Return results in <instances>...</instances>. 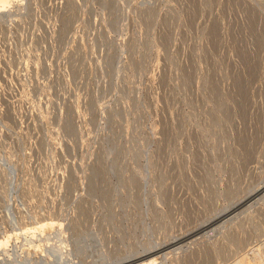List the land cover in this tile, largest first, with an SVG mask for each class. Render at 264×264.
Returning a JSON list of instances; mask_svg holds the SVG:
<instances>
[{"label": "rangeland", "instance_id": "1", "mask_svg": "<svg viewBox=\"0 0 264 264\" xmlns=\"http://www.w3.org/2000/svg\"><path fill=\"white\" fill-rule=\"evenodd\" d=\"M7 7L0 240L15 233V259L21 229L53 219L48 263L60 237L95 264H264V0Z\"/></svg>", "mask_w": 264, "mask_h": 264}, {"label": "bare ground", "instance_id": "2", "mask_svg": "<svg viewBox=\"0 0 264 264\" xmlns=\"http://www.w3.org/2000/svg\"><path fill=\"white\" fill-rule=\"evenodd\" d=\"M15 1H19V0H0V9L1 8H5L8 6V5H13L15 3ZM9 8V7H7ZM2 10V9H1ZM256 193V192H255ZM264 193V188H262L261 190H258V192L253 196V198H258V196L261 194ZM256 198V199H257ZM239 210V209H238ZM233 213H230L229 215H227L226 218L227 221H232L233 219L232 218V215ZM235 214V213H234ZM223 218V219H224ZM230 218V219H229ZM225 219V221H226ZM46 220V221H45ZM44 221H41V222H38L36 224H31L28 228H23L21 229L23 234L21 236H18V237H23L24 238V241L26 243V245L22 246L21 249H22V254L21 256L18 258V259H15V253H10L9 249L10 247L9 246H13V245H17L15 242V244H12L17 236H15V233L10 235V237L6 240H3L1 241L0 240V264H59L58 262L55 261V258H53L49 263H48V257H49V253H48V247L46 245L43 244V241L40 240V237H43V233H42V230L43 228L45 227H49L51 228L52 230H54L58 235L60 232H63V230L65 231L64 229V226L63 225H59L55 222V220H47L45 219ZM59 221V220H58ZM224 221V220H223ZM236 221V220H235ZM223 223V222H221ZM220 224V223H219ZM215 225V224H214ZM213 225V226H214ZM211 226H209V228L207 229H210ZM214 228V227H213ZM206 229V230H207ZM209 231V230H207ZM213 231V230H212ZM211 231V232H212ZM210 232V231H209ZM208 232V233H209ZM218 234V233H217ZM61 236V235H60ZM57 238V237H56ZM59 239L58 242L61 240L60 237H58ZM189 239V238H188ZM188 239H185V240H188ZM57 240L54 239L53 237L49 238L48 239V243L51 244V248L54 252L58 253L59 254V259L60 260V264H95V261L94 262H83L82 260L79 261V259H77L78 257H76L75 255L73 256V258L71 259V256H69L68 252L64 251L63 248H60L58 246V243H57ZM61 242V241H60ZM185 241H182V242H179V243H172L170 245H168L167 247L165 248H162L160 249L159 251H157V253H162L163 251L167 250V249H172L175 250L174 251H171L173 253H175L176 251L178 250H181L182 247H179L177 248L181 243H183ZM23 244V243H22ZM64 245V243H63ZM27 247H33L35 249V251H39L40 253H42V257L40 259H36L35 257H33L32 253L29 252L28 249H26ZM59 247V248H58ZM148 247V246H147ZM163 247V246H162ZM32 248V249H33ZM174 248V249H173ZM157 249H159L157 247ZM156 249V250H157ZM145 251V250H144ZM131 252V251H130ZM129 252V254H130ZM156 253V252H155ZM127 254V253H126ZM134 254V253H133ZM153 254V253H151ZM164 254V252L162 253ZM23 255V256H22ZM40 255V254H39ZM103 255V254H102ZM159 255V254H158ZM56 256V255H55ZM126 256V255H125ZM136 256V255H134ZM106 256H104L105 258ZM128 256H126V259ZM132 257V256H131ZM57 258V257H56ZM122 258V257H121ZM166 258V257H165ZM83 259V258H82ZM109 259V258H108ZM120 259V258H119ZM125 260V258H123ZM121 259V262L122 260ZM78 260V261H77ZM117 260V259H116ZM157 258H154V255L152 257V255H149V256H144V257H140V258H133L127 262H124L122 264H156L157 263ZM161 260V259H159ZM158 260V261H159ZM165 260V259H164ZM106 263V262H104ZM115 263V261L113 262ZM113 263H109V264H113ZM120 263V262H119ZM118 263V264H119ZM163 263V262H162ZM161 263V264H162ZM187 263V262H186ZM121 264V263H120ZM159 264V263H158Z\"/></svg>", "mask_w": 264, "mask_h": 264}]
</instances>
